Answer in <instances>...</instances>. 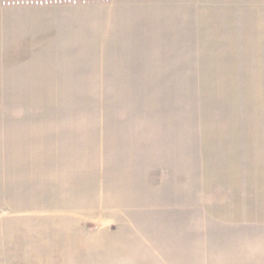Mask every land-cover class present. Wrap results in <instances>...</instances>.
<instances>
[{
    "label": "rangeland",
    "instance_id": "374dc122",
    "mask_svg": "<svg viewBox=\"0 0 264 264\" xmlns=\"http://www.w3.org/2000/svg\"><path fill=\"white\" fill-rule=\"evenodd\" d=\"M90 244L264 264V0H0V264Z\"/></svg>",
    "mask_w": 264,
    "mask_h": 264
},
{
    "label": "crops",
    "instance_id": "0c3cea01",
    "mask_svg": "<svg viewBox=\"0 0 264 264\" xmlns=\"http://www.w3.org/2000/svg\"><path fill=\"white\" fill-rule=\"evenodd\" d=\"M148 154L151 155L150 153L145 152L142 155L143 158L147 157ZM93 220L94 218L89 219V221H93ZM86 222H88V220L82 221L81 225L83 226V224H86ZM84 234L86 235L88 239H91L93 242H94V237L97 239H101L103 241L105 240L108 241L110 239L111 242H125L129 240L128 238L126 239L123 238L124 236H121V234H106L109 237L105 236V238L94 236V232H89V233H84ZM110 235H113V236H110ZM29 255L42 256L41 260H38V259L34 260L36 263H39V264H55L60 261H65L67 262V264H97L99 263V261L94 262V244L85 246V248H82V249L78 248V249L70 250V251L62 250L61 252H51L50 251L48 253L42 252L41 255L39 253H33ZM11 256H13V254ZM11 262L16 263V260L15 261L11 260ZM109 264H115V260Z\"/></svg>",
    "mask_w": 264,
    "mask_h": 264
}]
</instances>
